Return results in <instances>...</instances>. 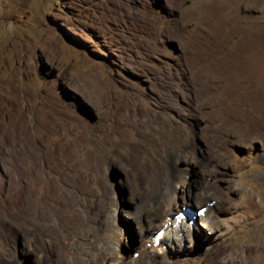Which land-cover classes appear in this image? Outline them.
Listing matches in <instances>:
<instances>
[{
  "label": "rangeland",
  "instance_id": "374dc122",
  "mask_svg": "<svg viewBox=\"0 0 264 264\" xmlns=\"http://www.w3.org/2000/svg\"><path fill=\"white\" fill-rule=\"evenodd\" d=\"M135 105L158 124L147 141L173 174L165 198L135 155H93L88 128ZM31 176L51 202L111 212L124 238L108 245L128 262L200 264L217 237L259 264L248 247L264 246V0H0V212ZM1 224L0 264L12 246L42 264L34 234Z\"/></svg>",
  "mask_w": 264,
  "mask_h": 264
},
{
  "label": "bare ground",
  "instance_id": "6f19581e",
  "mask_svg": "<svg viewBox=\"0 0 264 264\" xmlns=\"http://www.w3.org/2000/svg\"><path fill=\"white\" fill-rule=\"evenodd\" d=\"M210 20L212 22L211 18ZM214 21L215 22H212L214 24L218 22L216 24L217 28L214 27V24L211 26L217 29L215 32L223 34L227 32L228 26L222 24L218 19ZM228 34L229 33H227V35ZM227 41L229 42V40ZM247 45L248 47L243 51L244 54L240 56L241 58L245 57L244 55L251 54V40L247 41ZM239 65L238 63V66ZM241 70L247 71V65ZM239 75L240 74H238V76ZM109 121H112V124H110ZM152 122L156 124L148 108L144 105L140 108L135 105L133 108H128L124 114L118 113L117 116H114V119L109 120L107 118V120L89 127L88 131L91 135H94L93 155L97 162L104 164L105 160L112 152H125L129 155H135L141 160L142 173L149 183V186L159 191L160 197L165 198L166 196L164 195L166 193L167 196L171 193L170 187L173 188V186H171L173 185V174L170 169H159L155 164V160H157L156 150L153 148L154 145L151 146L147 141V137L152 133L149 131L152 129ZM128 127L134 128L137 133L131 135L126 134L123 129ZM145 147L148 148L145 150ZM85 148L86 147H84V149ZM143 150L146 151V154ZM33 178L34 177L31 176L30 190L18 192L19 194L16 196V201L12 208L9 211L3 209L2 211L4 213L0 212V223L3 225L7 220L8 222L11 220L16 234L23 235L28 232L34 234L35 239L31 251L39 256V260L42 264H145L142 256L134 260L132 259V261L129 260L130 262H128L126 257L115 255L112 252L114 241L118 240L122 242L124 232L121 227L118 228L119 226H113L111 212L104 211L100 216L95 217L82 205L74 203L57 204L51 202L48 196L43 195L37 187L39 182L42 183L40 179ZM42 179L43 181H48L49 177L43 175ZM163 214L164 213L161 212L157 215L154 214V219L158 217L162 218L161 216ZM175 214L176 215L172 217H167V215L164 221L161 220L164 228H174L178 226L179 221H183L184 216H186V213H183L182 210L177 211ZM218 225V222L214 220L212 222L211 220L209 226L213 231ZM1 230L3 229L0 227V231ZM4 237V244H12L7 241L8 238L6 236ZM212 238V236L211 238L209 237V240L211 239L212 241ZM215 240L216 244L207 252L200 264H241L239 254L234 250L230 242L217 237ZM108 244H112L113 247ZM12 247L10 250V259L6 261L10 264H21L16 257V251ZM252 248L248 247L249 251L258 253L259 264H264V246L261 250H254ZM43 249H45L47 253L45 252L44 256H40V252ZM119 251L117 253L120 254Z\"/></svg>",
  "mask_w": 264,
  "mask_h": 264
}]
</instances>
